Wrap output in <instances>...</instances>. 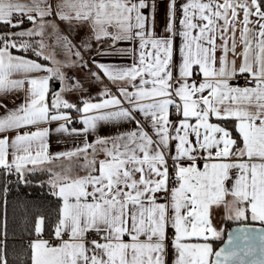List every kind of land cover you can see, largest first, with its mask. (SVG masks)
Here are the masks:
<instances>
[{"label":"snow or ice","instance_id":"obj_1","mask_svg":"<svg viewBox=\"0 0 264 264\" xmlns=\"http://www.w3.org/2000/svg\"><path fill=\"white\" fill-rule=\"evenodd\" d=\"M157 9V0H0V94H24L0 103L5 221L8 184L29 174L47 173L39 183L60 201L51 239L45 217L35 219L31 264H264V232L228 251L210 242L221 235L213 206L264 221V0H167L160 33ZM57 19L73 35L87 29L79 45ZM46 32L75 59L45 51ZM107 56L129 62L96 59ZM85 82L99 91L84 95ZM101 125L117 130L101 135ZM52 133L72 146L52 151Z\"/></svg>","mask_w":264,"mask_h":264},{"label":"trees","instance_id":"obj_2","mask_svg":"<svg viewBox=\"0 0 264 264\" xmlns=\"http://www.w3.org/2000/svg\"><path fill=\"white\" fill-rule=\"evenodd\" d=\"M3 30L4 26L0 24V32ZM58 86V82L53 84L54 88ZM7 179L16 181L17 178L15 175H9ZM27 179L30 181L28 184L23 182L8 184L5 221V194L3 192L5 181L3 173L0 172V250H4L7 264H31L30 242L37 238L35 234L36 217H45L46 224L42 236L45 239L49 236L47 224L58 216L60 201L51 194L49 184L39 183L47 180V173L29 174ZM223 238L213 241L214 250L221 244Z\"/></svg>","mask_w":264,"mask_h":264},{"label":"crops","instance_id":"obj_3","mask_svg":"<svg viewBox=\"0 0 264 264\" xmlns=\"http://www.w3.org/2000/svg\"><path fill=\"white\" fill-rule=\"evenodd\" d=\"M22 2H27V0H22ZM178 4L183 2V0H177ZM158 3V9L156 11L155 14V19H156V23H155V31L157 33L162 32L164 25L166 23L165 21V6L167 3V0H157ZM55 17H49V19H54ZM56 22L60 25V27H62L67 34L70 35L69 38H72V34L71 32L68 30L66 24L62 21H59L58 19L56 20ZM177 26H178V20L176 21ZM87 33V29H79L77 28L75 30V37L76 39L81 40V37L84 36ZM239 33L237 32V44L239 47V39H238ZM177 42L179 40V37L176 38ZM93 43V47H95V41L92 42ZM15 52V50H13ZM96 59H99L101 61L104 62H129L126 59L124 61H121V58L118 56H107V57H96ZM229 59H232V56L229 55ZM232 82V81H231ZM86 83V82H85ZM84 83V89L86 90L84 92V95H89V94H93L96 93L97 91H99V86L95 85V84H89L90 86L88 87V85H86ZM95 85V86H94ZM59 88V86L57 87V89ZM92 88V89H89ZM88 92V93H87ZM74 98V101L77 99V97H72ZM24 99V94L22 92H11L7 95H3L0 94V103H2L3 105H7L8 108H11L14 106V104H18L19 102H21ZM4 109L3 107H0V112H3ZM176 117H173V119H175ZM77 127H79L80 125H76ZM51 127H55V124L51 125ZM121 128H127L129 127V125L127 124H122L120 125ZM117 129L115 126H105V125H101L98 129L99 133L101 135H107L110 133L115 132ZM9 135H11L12 133L9 132ZM89 140H92L93 137L89 136L88 137ZM49 142H50V149L52 151H57V150H61L64 149L66 147H70L73 144V140L71 137H68L67 135L61 133V134H56V133H52L50 134L49 137ZM96 157L97 159L99 158H103V153L102 152H97L96 153ZM77 173L75 171L72 172V175H76ZM82 174V173H81ZM229 199H231V197H229ZM211 222L213 224V226L220 231L221 235L218 238H210V242L213 245V249H214V243L213 241L218 240L222 237H224L225 235V231L227 229V227L230 226V224H236L237 222H241V223H260V224H264V221H253L251 219V214L249 213L247 218H241L239 220H236L234 217L233 218H228L227 214L225 212V208L223 205H220L219 207L213 206L212 208V215H211ZM172 232L173 230L169 227L167 229V233H168V237L169 239H171L172 237ZM36 239V238H35ZM125 239H128L127 236H125ZM143 239V237H142ZM170 255H169V260H171V249H169Z\"/></svg>","mask_w":264,"mask_h":264},{"label":"water","instance_id":"obj_4","mask_svg":"<svg viewBox=\"0 0 264 264\" xmlns=\"http://www.w3.org/2000/svg\"><path fill=\"white\" fill-rule=\"evenodd\" d=\"M261 232H264V225L258 223H240V224H233L229 226L225 232L223 241L221 244L216 248L219 250L220 248H224L225 251L230 250L231 248L239 247L245 241L243 237L247 234L250 240L255 241L257 244L259 243V235ZM231 237V241L229 240Z\"/></svg>","mask_w":264,"mask_h":264},{"label":"rangeland","instance_id":"obj_5","mask_svg":"<svg viewBox=\"0 0 264 264\" xmlns=\"http://www.w3.org/2000/svg\"><path fill=\"white\" fill-rule=\"evenodd\" d=\"M23 27L24 28L31 27V24L27 21L26 17L24 19ZM60 28H61V31H62L63 35H67L68 37H70V35L67 34L66 31L62 27H60ZM71 34H72V32H71ZM74 37L75 36L73 35L72 38H69V39L72 41L73 45H79L80 40L76 39ZM36 39H39V37H37ZM44 39H45V43L47 45L45 51H52L53 49H55L56 50V58L57 59H61V60H63V59H69V60L75 59V57L71 56L67 50H61V49L58 48V46L54 43L55 37L49 36L48 33L46 32L45 35H44ZM63 70H65L69 74H73V73H78L79 72L78 68H71V67H65ZM80 75H81V78H83L82 73H80ZM85 84L88 85V87L90 86L87 82ZM83 88H84V85H83ZM90 89H92V88H90ZM73 96L77 97L75 94L70 95L68 97L70 99V101H74V98H72Z\"/></svg>","mask_w":264,"mask_h":264},{"label":"built area","instance_id":"obj_6","mask_svg":"<svg viewBox=\"0 0 264 264\" xmlns=\"http://www.w3.org/2000/svg\"><path fill=\"white\" fill-rule=\"evenodd\" d=\"M232 83L239 84V85H243L244 84V79H243V77H237L236 79L232 80ZM65 238H67V237L65 236ZM88 238L89 239L94 238L93 234L92 233H89L88 234ZM45 239H51V237L50 236H47ZM52 242L55 243L56 241L53 240Z\"/></svg>","mask_w":264,"mask_h":264}]
</instances>
